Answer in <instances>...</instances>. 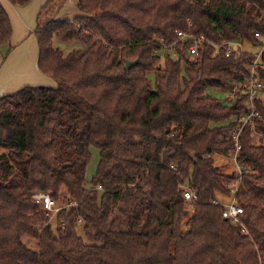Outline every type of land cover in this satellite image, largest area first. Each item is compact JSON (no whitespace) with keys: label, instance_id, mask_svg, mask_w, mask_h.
Masks as SVG:
<instances>
[{"label":"trees","instance_id":"1","mask_svg":"<svg viewBox=\"0 0 264 264\" xmlns=\"http://www.w3.org/2000/svg\"><path fill=\"white\" fill-rule=\"evenodd\" d=\"M77 9L73 21L31 33L37 69L54 85L0 96V264H264V94L255 129L240 137L236 182L214 159H232L226 137L248 109L207 93L223 96L248 75L250 52L225 57L216 44L222 36L257 47L264 0H77ZM180 31L208 43L192 59L180 46L177 59L154 55ZM11 35L0 3L7 54ZM54 40L83 49L64 55ZM257 72L264 84V57ZM90 148L99 160L87 180ZM37 193L63 201L51 221L32 202ZM231 193L237 224L222 217ZM127 196L126 230H113Z\"/></svg>","mask_w":264,"mask_h":264},{"label":"built area","instance_id":"2","mask_svg":"<svg viewBox=\"0 0 264 264\" xmlns=\"http://www.w3.org/2000/svg\"><path fill=\"white\" fill-rule=\"evenodd\" d=\"M254 37L259 41V45L255 47L256 50L254 52H250L253 58L248 75L244 77V81L234 82L231 89L222 96L224 103L231 104L237 101L240 106L243 105L248 109L247 114L241 117L238 124L228 133L226 137L227 141L232 142L234 148V154L231 161L235 167L236 182L241 180L242 174L245 171L243 166H239L236 163V158L241 148L240 137L245 127H251L253 130L255 129V122L260 119V114L255 109L254 101L260 99L264 94V84L260 81L257 72L260 61L264 57V34L256 32L254 33ZM205 43H208V41L203 35H193L180 31L176 33V41L174 43L169 45L160 43V48L154 55L161 57L169 55L172 59H177L179 55L176 54L175 47L180 46L186 57L192 59L198 55L200 47ZM243 44L244 43L240 40L229 41L221 36L219 44H216V48L217 50L223 49L224 56L230 57L232 54L240 55L241 53L246 52L242 49ZM182 189V197L184 201L191 204L195 199L194 193L189 188ZM235 189L236 187L234 186L230 190L234 192ZM31 200L35 205L40 206L41 212L45 218L48 219V221H51L61 210L57 202L48 194H34L31 196ZM224 207L225 209L222 213V217L230 220L233 224H237L239 222L238 217L242 214V209L234 202L229 204L225 203Z\"/></svg>","mask_w":264,"mask_h":264},{"label":"rangeland","instance_id":"3","mask_svg":"<svg viewBox=\"0 0 264 264\" xmlns=\"http://www.w3.org/2000/svg\"><path fill=\"white\" fill-rule=\"evenodd\" d=\"M9 1V0H8ZM7 0L4 1V3L6 4ZM32 2V1H31ZM30 4V3H29ZM60 5H62L60 0H54L52 3H50L46 9L42 12V14L40 15L39 19H38V25H43L47 22V20H51V19H66V20H74L75 16L80 15V12L77 9V4L75 5V2L68 0L65 8H63L62 10L60 9ZM11 6V5H10ZM43 6V4H42ZM41 6V8H42ZM9 7V6H8ZM14 8H21V7H17V6H12ZM25 7V6H24ZM41 8L38 9V13L41 12ZM61 12L59 15L58 13ZM17 26L19 27V25L17 24ZM17 26L15 27V30L17 31ZM33 36V35H32ZM26 37L20 38V36H18V34L16 33L14 36V39L12 40V42L10 43V45H16L22 42H25L24 44H22V46L25 47V45L28 43V38L25 40ZM35 39V38H34ZM36 41V40H35ZM9 45V47H10ZM37 46V45H36ZM23 47V48H24ZM54 47L59 48L60 51H62V53L64 55H67L68 53H70L73 50H80L83 49V46L75 43V42H61L58 40H54ZM13 48V46H12ZM8 47L7 46H3L0 48V59L1 57L3 59L6 58V54L8 52ZM242 49L243 51H247V52H254L256 49L254 47H251L249 44L244 43L242 45ZM23 50V49H22ZM35 51V44L32 48V50L30 51V45H29V51H27V57L30 56V52L34 54ZM16 53L13 58H12V63H14L12 68H7V72L8 73H16L19 72V67H20V63H22L25 59H24V55L22 53ZM162 61V60H161ZM162 63V62H160ZM29 75V74H28ZM28 75H25V77H27ZM9 75H7L6 73H4L2 79H6ZM45 77V76H44ZM46 79L48 82V84L50 83L51 85H37V86H53V80L51 78H44ZM148 79L151 81L152 85H153V80H154V75L153 74H148ZM210 96L215 97L217 100L222 99L223 101V97L221 95V93L219 91L216 90H210L207 92ZM261 137V136H258ZM1 153V151H0ZM90 155H91V160L87 166L86 169V179L90 180L91 177L94 175L95 170H96V166L99 160V154L97 153V150L95 148H90ZM216 165H218V167L220 168V172H222L223 174H229V171H231L232 169L234 170V164L230 159H221L220 157H217L214 159ZM183 188H188L186 186H184ZM65 194V191L62 192L60 197H63V195ZM50 196V195H49ZM128 200L123 199L122 202L120 203V205L118 206V208H116V211L113 213V219H112V229L116 230V231H123L126 230V225H127V221H128V216H129V209L132 207V205L134 204L133 199H131L130 197L133 196H127ZM231 198H224L222 201L226 204H229L231 202L235 203V200L233 199V193H231ZM57 202V201H56ZM57 203H59L60 205H63V201H58ZM191 214V212H190ZM25 242V239H24ZM29 247L34 246L33 243H26Z\"/></svg>","mask_w":264,"mask_h":264},{"label":"crops","instance_id":"4","mask_svg":"<svg viewBox=\"0 0 264 264\" xmlns=\"http://www.w3.org/2000/svg\"><path fill=\"white\" fill-rule=\"evenodd\" d=\"M4 1L6 0H0V3L2 4L5 11L7 12L10 22H11V26H12V35H11L10 43L14 39V36L16 33L18 34V36H20V38L26 37L25 40L27 38L29 40H28V43L25 45V47L22 46V44H24L25 42H22L16 45H10L11 50L6 55V58L2 59L1 57L0 59V96L7 94V93L14 92L24 86L51 85L50 83L48 84V82H46L47 80L44 79L46 77L40 74L37 69V64H36L37 62V46L36 45L37 44H36L34 37L31 35V33L35 29V26L38 23V19L40 15L42 14V12L54 0H52L45 7V9L39 14V16H38V9L41 8L42 4L44 6L47 0H32L30 4H28L25 7H21V8H14L12 7V5L9 3L8 0L6 4L4 3ZM60 1L62 3V5H60V9L62 10L63 8H65L68 0H60ZM70 1L72 2L74 1L75 5L77 4V0H70ZM60 13L61 12H59L58 15ZM17 24L19 25V27L17 26ZM16 26H17V31L15 30ZM34 44H35L34 54L33 52L32 53L30 52V56L27 57V51H29V45H30V51H31ZM18 52L24 55L25 60L22 63H20L19 72L8 73L6 70L7 68L13 67L14 63H12V58ZM4 73L9 75L5 80L2 79ZM25 75H28V76L25 77ZM234 171L235 169L234 170L232 169L230 172H234Z\"/></svg>","mask_w":264,"mask_h":264},{"label":"water","instance_id":"5","mask_svg":"<svg viewBox=\"0 0 264 264\" xmlns=\"http://www.w3.org/2000/svg\"><path fill=\"white\" fill-rule=\"evenodd\" d=\"M135 64H136V62H134V63L127 62V63L125 64V68H126V69H130V68L133 67Z\"/></svg>","mask_w":264,"mask_h":264}]
</instances>
